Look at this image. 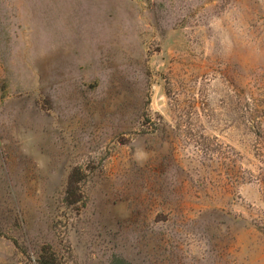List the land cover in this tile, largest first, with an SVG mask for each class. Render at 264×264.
Wrapping results in <instances>:
<instances>
[{
  "label": "rangeland",
  "instance_id": "obj_1",
  "mask_svg": "<svg viewBox=\"0 0 264 264\" xmlns=\"http://www.w3.org/2000/svg\"><path fill=\"white\" fill-rule=\"evenodd\" d=\"M0 264H264V0H0Z\"/></svg>",
  "mask_w": 264,
  "mask_h": 264
}]
</instances>
